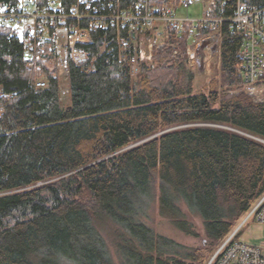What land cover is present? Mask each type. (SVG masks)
Instances as JSON below:
<instances>
[{
	"label": "trees",
	"instance_id": "obj_1",
	"mask_svg": "<svg viewBox=\"0 0 264 264\" xmlns=\"http://www.w3.org/2000/svg\"><path fill=\"white\" fill-rule=\"evenodd\" d=\"M220 5L209 16L231 18L235 3ZM25 37L0 27V264H206L264 196V103L230 93L243 34L221 43V93L214 79L195 92L187 29L178 61L140 59L136 77L116 29L95 30L92 69L70 64L67 104L55 47L31 60ZM156 211L193 238L199 220L203 247L158 233Z\"/></svg>",
	"mask_w": 264,
	"mask_h": 264
},
{
	"label": "built area",
	"instance_id": "obj_2",
	"mask_svg": "<svg viewBox=\"0 0 264 264\" xmlns=\"http://www.w3.org/2000/svg\"><path fill=\"white\" fill-rule=\"evenodd\" d=\"M215 1L222 9L234 2L232 17H210L214 0H132L127 8L119 3L117 9L110 3L105 6L104 0H76L68 9L61 0H48L45 5L37 0H9L0 3V27L26 34V55L31 60L52 42L57 53L61 88L66 85L71 63L88 71L92 69L93 61L84 47L93 42L95 30L116 29L120 60L129 63L134 77L139 73L140 59L154 62L155 54L173 51L170 58L161 59L162 64L178 61V44L173 41L181 39L186 29L191 41L190 63L197 75H202L208 61L203 48L207 40L215 41L219 52L224 39L236 32L242 33L237 64L243 82L240 88L256 102L264 103V84L260 83L264 76V7L243 0ZM198 3L202 6L201 16L182 15V11ZM225 24L227 31H224ZM213 52L211 49V55ZM32 67L30 63L29 68ZM45 86L43 81L37 83L39 88ZM252 223L264 224V196L216 248L206 264H264V245L252 246L243 238L245 229L251 233L249 225Z\"/></svg>",
	"mask_w": 264,
	"mask_h": 264
},
{
	"label": "rangeland",
	"instance_id": "obj_3",
	"mask_svg": "<svg viewBox=\"0 0 264 264\" xmlns=\"http://www.w3.org/2000/svg\"><path fill=\"white\" fill-rule=\"evenodd\" d=\"M188 14L190 17L196 18L202 15V6L200 3L196 4L195 6L191 7L189 10L182 11V15ZM204 50L207 51L206 53V66L202 73V75H197V78L195 80V92H201L203 87L209 83L211 80H217L218 81V90L221 93H224V89L222 88L221 84V67H220V54L216 48L215 41L207 40L203 44ZM211 49H214V52L211 55ZM210 50V51H209ZM220 51V50H219ZM159 65V64H155ZM196 72V70H195ZM211 83V82H210ZM66 84V85H65ZM64 87L61 88L63 103H68V87L67 82H64ZM240 86H235V88L231 89L230 93H239L241 90L239 89ZM192 222L195 224L197 228V232L200 234L199 238H193L190 236H187L183 232L177 230L172 226V224L169 222L168 219L162 217L158 211L151 214L150 219L148 222L152 227L156 229L158 233H161L163 235L169 236L173 239H175L177 242L184 244L189 247H197L202 248L204 245L203 237V229L201 222L197 219H191ZM251 233L249 232V229H245V232L243 233V238L245 239L246 243L252 245L261 247L264 245V224L260 223H252L249 225ZM112 246V245H111ZM208 254V253H207ZM206 254V255H207Z\"/></svg>",
	"mask_w": 264,
	"mask_h": 264
},
{
	"label": "bare ground",
	"instance_id": "obj_4",
	"mask_svg": "<svg viewBox=\"0 0 264 264\" xmlns=\"http://www.w3.org/2000/svg\"><path fill=\"white\" fill-rule=\"evenodd\" d=\"M51 44H53L52 42H50Z\"/></svg>",
	"mask_w": 264,
	"mask_h": 264
}]
</instances>
